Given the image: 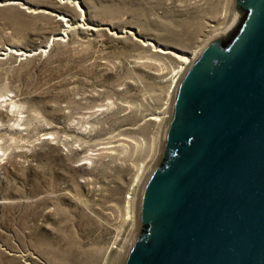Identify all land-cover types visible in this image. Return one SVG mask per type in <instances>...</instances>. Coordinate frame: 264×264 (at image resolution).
Listing matches in <instances>:
<instances>
[{"label": "rangeland", "instance_id": "1", "mask_svg": "<svg viewBox=\"0 0 264 264\" xmlns=\"http://www.w3.org/2000/svg\"><path fill=\"white\" fill-rule=\"evenodd\" d=\"M240 20L234 0H0V264L123 263L179 55Z\"/></svg>", "mask_w": 264, "mask_h": 264}, {"label": "water", "instance_id": "2", "mask_svg": "<svg viewBox=\"0 0 264 264\" xmlns=\"http://www.w3.org/2000/svg\"><path fill=\"white\" fill-rule=\"evenodd\" d=\"M234 4L177 82L122 264H264V0Z\"/></svg>", "mask_w": 264, "mask_h": 264}, {"label": "bare ground", "instance_id": "3", "mask_svg": "<svg viewBox=\"0 0 264 264\" xmlns=\"http://www.w3.org/2000/svg\"><path fill=\"white\" fill-rule=\"evenodd\" d=\"M18 52V54H21V53H23L22 51H17ZM179 60L183 63L182 64V68L181 69H183V66L184 65H189L190 64V62H191V60H192V58L194 57V55H190V56H184V55H179Z\"/></svg>", "mask_w": 264, "mask_h": 264}, {"label": "trees", "instance_id": "4", "mask_svg": "<svg viewBox=\"0 0 264 264\" xmlns=\"http://www.w3.org/2000/svg\"><path fill=\"white\" fill-rule=\"evenodd\" d=\"M52 49V48H51Z\"/></svg>", "mask_w": 264, "mask_h": 264}]
</instances>
